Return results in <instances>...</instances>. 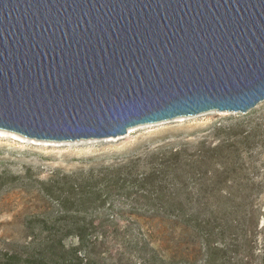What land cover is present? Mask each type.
<instances>
[{
  "label": "water",
  "instance_id": "95a60500",
  "mask_svg": "<svg viewBox=\"0 0 264 264\" xmlns=\"http://www.w3.org/2000/svg\"><path fill=\"white\" fill-rule=\"evenodd\" d=\"M264 101V0H0V129L49 141Z\"/></svg>",
  "mask_w": 264,
  "mask_h": 264
},
{
  "label": "trees",
  "instance_id": "16d2710c",
  "mask_svg": "<svg viewBox=\"0 0 264 264\" xmlns=\"http://www.w3.org/2000/svg\"><path fill=\"white\" fill-rule=\"evenodd\" d=\"M216 133L221 141L192 152L165 149L145 159L57 171L36 192L57 210L31 215L19 240L5 238L0 264H233L237 238L249 243L259 225L255 201L264 194V178L244 153L264 140V122L219 126ZM214 198L222 209L193 211L203 202L211 208ZM227 203L244 216L227 218L233 213L223 209ZM227 231L235 241L227 242Z\"/></svg>",
  "mask_w": 264,
  "mask_h": 264
},
{
  "label": "rangeland",
  "instance_id": "374dc122",
  "mask_svg": "<svg viewBox=\"0 0 264 264\" xmlns=\"http://www.w3.org/2000/svg\"><path fill=\"white\" fill-rule=\"evenodd\" d=\"M260 122H264V101L248 114L212 110L139 125L130 128L133 132L129 134V129L122 137L49 141L0 129V174L4 175L0 179V244L5 238L19 240V231L31 215L57 210V206L48 208V203L36 194L41 183L47 182L57 171L73 173L126 159H145L150 153L165 149L187 148L192 152L201 143L209 145L221 141L222 137L216 133L219 126L244 125L250 128ZM244 156L253 160L250 168L256 177L264 178V140ZM121 202L118 201L117 205ZM216 203L214 198L211 208H204L203 202L202 206L193 205L192 209L210 215L212 211L222 209ZM255 203L261 207L257 213L258 228L249 233V243L244 236L237 238L241 248L238 253L229 254L233 264H264V194ZM229 204L223 209L232 211ZM239 216L243 217L244 213L233 212L227 218L237 220ZM230 233L227 231V242L235 241L234 238L231 240ZM223 240L218 241L224 243ZM203 263L204 260H199L197 264Z\"/></svg>",
  "mask_w": 264,
  "mask_h": 264
},
{
  "label": "bare ground",
  "instance_id": "6f19581e",
  "mask_svg": "<svg viewBox=\"0 0 264 264\" xmlns=\"http://www.w3.org/2000/svg\"><path fill=\"white\" fill-rule=\"evenodd\" d=\"M132 132H133V129H130L129 134H131Z\"/></svg>",
  "mask_w": 264,
  "mask_h": 264
}]
</instances>
